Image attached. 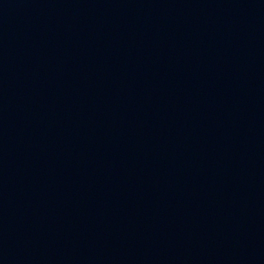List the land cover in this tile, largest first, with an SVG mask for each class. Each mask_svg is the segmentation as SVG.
<instances>
[{
    "label": "water",
    "instance_id": "1",
    "mask_svg": "<svg viewBox=\"0 0 264 264\" xmlns=\"http://www.w3.org/2000/svg\"><path fill=\"white\" fill-rule=\"evenodd\" d=\"M0 264H264V0H0Z\"/></svg>",
    "mask_w": 264,
    "mask_h": 264
}]
</instances>
